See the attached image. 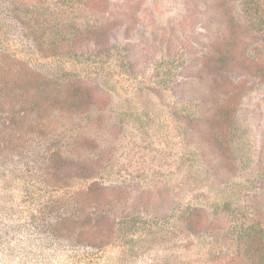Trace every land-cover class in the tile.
Segmentation results:
<instances>
[{"label": "rangeland", "instance_id": "374dc122", "mask_svg": "<svg viewBox=\"0 0 264 264\" xmlns=\"http://www.w3.org/2000/svg\"><path fill=\"white\" fill-rule=\"evenodd\" d=\"M257 2L0 0V264H263Z\"/></svg>", "mask_w": 264, "mask_h": 264}, {"label": "trees", "instance_id": "16d2710c", "mask_svg": "<svg viewBox=\"0 0 264 264\" xmlns=\"http://www.w3.org/2000/svg\"><path fill=\"white\" fill-rule=\"evenodd\" d=\"M258 0H249V6H253L254 4L256 6H258ZM217 47H219V52L222 51V55L224 57V59L219 60L220 57L218 56L217 59L219 60H215V62L213 61H209V63H207L208 69H213V74L215 72H218V69H215V63L216 64H222L227 62L231 57H235L234 52H236V50L238 51L239 48L236 46V44L228 41V40H224L221 42V44H219ZM222 57V56H221ZM75 100H77V98H74ZM250 221H247V224L243 227H241V232L244 234V238H243V243H246L248 245L247 249L245 250V253L247 255H249V257L251 256H257V259H253L252 261L256 260H262L263 264H264V235L262 234V229H264L263 224H261L257 219L255 220V218H249ZM258 237L260 239V243L259 244H255V237Z\"/></svg>", "mask_w": 264, "mask_h": 264}]
</instances>
